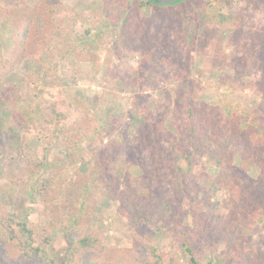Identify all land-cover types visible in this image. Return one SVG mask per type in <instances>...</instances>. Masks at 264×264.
Here are the masks:
<instances>
[{"label": "trees", "instance_id": "trees-1", "mask_svg": "<svg viewBox=\"0 0 264 264\" xmlns=\"http://www.w3.org/2000/svg\"><path fill=\"white\" fill-rule=\"evenodd\" d=\"M13 1L10 6L0 5V25L5 33L10 34L13 45L10 56L0 58V79L8 78L33 61L42 67L44 82L59 77L65 85L73 87L79 84L80 61H90L96 68L102 66L99 51L101 47L107 48L105 33L81 23L78 18L81 15L68 6L70 0ZM110 1L106 0L103 17L96 19L95 23L109 14H115L107 7ZM233 1L215 0L219 14L227 19L234 33L235 51L225 56L234 64L236 79L258 78L264 73V32L250 34L249 37L242 34L250 16L229 13L228 8ZM255 3L256 0H248V9H254ZM190 6L188 0H131L118 22L114 42L116 58L121 59L126 55L119 47L128 45V48L138 49L146 41L159 48L163 59L168 61L167 65L175 66L178 59L174 55L185 47L190 20L198 14L196 10L192 16ZM149 10L152 13L150 19L147 17ZM202 14L206 16V13ZM132 21L136 22V27L130 30L127 23ZM112 62L108 60L106 63L107 82L114 79ZM163 66L160 59L143 63L141 83L149 91L157 92L163 80L174 72ZM182 70L180 72L186 71L184 67ZM139 76L138 72V75L130 78L133 80ZM34 78L33 75H22L12 89L3 87L8 114L13 119L12 127L22 138L16 173L22 184L31 183L44 172L45 165H52L49 160L52 152L59 151L64 158H77L76 145L92 131V124L88 121L91 120L90 112L67 101L60 93L54 99L43 97L31 87ZM122 80L126 82L128 78L123 76ZM259 82L264 83V76ZM184 84L185 87L166 92L158 100L161 104L167 103V107L148 106L142 117L139 113L142 107L136 105L132 114L139 124L137 132L118 143L120 147H128L131 154L141 157L144 162V194L131 195L133 199L127 201V210L135 218L133 230L137 233L132 247L107 253L103 249L102 239L95 233L74 232L70 254L75 262L177 264L175 251L163 254L159 244L166 232H174L172 222L174 219L178 221V210H182L189 225L183 233L180 231L183 236L181 247L190 256L191 264H202L192 250L194 243L199 247H207L211 243L214 246L223 245L227 259L225 264H232V253L243 242V233L251 225L245 214L238 226L234 223L227 209L236 206L239 201L227 202L220 195L222 190L227 186L238 188L244 210L252 213L258 204L264 214V149L236 131L237 126L253 114L252 110L243 109L237 122L230 127L223 123V119L220 120L217 107L198 100L188 81H184ZM107 94L104 92L101 95L98 105L102 112H105ZM0 133H3L2 128ZM256 134L264 136V128L256 130ZM30 144H37V152L30 150ZM237 157L241 163L258 166L261 170L259 175L253 178L246 170L237 167ZM211 168L217 173L212 179L207 173ZM53 171L54 167L50 168V172ZM101 174L100 169L94 170V185ZM0 175H4L3 170H0ZM7 179H12L9 174ZM128 196L125 195V198ZM52 197V186L39 184L35 199L41 202L42 208L37 222L21 220L18 212L0 203V264H16L17 259L38 262L52 242L53 231L67 229L65 220L73 215L72 209L68 204L51 206ZM199 201L204 210L197 217L193 210L186 207ZM183 207L186 209L183 210ZM253 232L259 233L258 241L262 240L259 247L254 245V252L263 258V231L256 227ZM247 258L251 262L254 259L252 254Z\"/></svg>", "mask_w": 264, "mask_h": 264}, {"label": "rangeland", "instance_id": "rangeland-1", "mask_svg": "<svg viewBox=\"0 0 264 264\" xmlns=\"http://www.w3.org/2000/svg\"><path fill=\"white\" fill-rule=\"evenodd\" d=\"M130 1L111 0L107 7L112 9L111 13L114 10L115 14H109L104 20L95 23L96 19L103 17L106 0H70L68 6L81 15L78 17L81 23L92 26L96 31L103 30L107 39V48L101 47L99 51L103 59L100 68H96L90 61L78 63L77 86L69 87L59 77L51 82H44L42 67L33 61L26 63L8 78L0 79V128L3 131L0 133V170L4 172V175H0L2 189L0 203L18 212L21 220L30 219L37 222L41 216L42 204L35 199L36 190L39 184H43L52 186L51 206L68 204L73 212V215L65 220L67 229L53 231L52 242L45 248L38 262L17 259L16 264H80L75 262L70 254L74 232L95 233L102 239L103 249L107 253L132 247L137 233L133 230L135 218L127 210V201L133 199L131 195L144 194V162L141 157L131 154L128 147L124 145L120 147L118 143L122 139L133 137L137 132L139 124L132 114L136 105L142 107L139 112L142 117L145 116L148 106L167 107V103L161 104L158 100L166 92L178 91L185 87L184 81H188L198 100L217 107L220 120L223 119V123L229 124L230 127L237 122L243 109L252 110L253 114L247 116L245 121L237 126L236 131L241 133V136L253 140L257 147L264 149V136L259 137L256 134V130L264 128V83L259 82L264 73L258 78L236 79L234 64L225 56L232 55L235 51L234 33L227 19L219 14L215 0H188L191 5L189 13L193 16L197 10L198 14L190 20L185 47L174 55L178 59V63H174L175 66L167 65L168 61L163 59L159 48L146 41L138 49L128 48V45L119 47L126 55L121 59L116 58L114 42L117 39V26L121 13L129 8ZM13 2L0 0V5L10 6ZM247 4L248 0H234L228 12L250 16V21L244 25L242 34L247 37L258 32L261 34L264 32V1L256 0L252 10L248 9ZM202 12L206 13V16ZM150 16L151 10L147 13L149 19ZM127 25L133 30L136 22H128ZM12 49L11 36L2 30L0 25V58L10 56ZM150 59H160L164 64L163 68L174 71L163 80L157 92L149 91L141 83L144 76V72L141 71L142 65ZM172 59L175 60L174 57ZM108 60L113 61L114 85L113 81L105 80ZM183 67L186 71L180 72L183 71ZM138 72L140 76L132 80L130 77L138 75ZM22 75L35 77L31 87L43 97L54 99L60 93L67 101L90 112L91 120L88 121L92 124V131L76 145L75 151L79 153L77 158H64L59 151L52 152L49 159L52 165H45L44 172L29 184H22L16 176L22 138L12 127L13 119L9 117L8 106L4 101L6 94L3 92V87L10 90L13 85H17V78ZM123 76L128 78L126 82L122 80ZM104 92L108 94L104 105L105 112H102L98 105ZM10 100L13 101L12 98ZM22 104L19 106L24 108ZM29 148L37 152V144H30ZM235 163L253 178L261 172L258 166L241 163L239 157ZM53 167L54 171L50 172V168ZM97 169H100L102 174L94 185L93 172ZM207 173L211 179L217 174L212 168ZM8 174L12 179H7ZM240 193L238 188L227 186L220 194L227 202L239 201L236 206L232 205L227 209L234 223L238 226L245 215H248L251 225L250 229L243 233V242L235 247L232 253L234 260L232 264H264V257L256 256L254 252V245L259 247L262 240L258 241L259 233L253 232L254 228H261L263 231L261 237H264V214L261 213L258 204L254 206L252 213H247ZM125 195H129L127 199ZM186 208L193 210L197 217H200L204 210L200 201ZM186 208L183 207V210ZM178 214V221L174 219L172 222L174 232H166L163 235L159 249L163 254L175 251L177 264H191L190 256L181 247L182 233L189 225V221L184 218L182 210H178ZM195 236L190 238L191 241ZM192 250L202 264H225L227 260L223 245L214 246L211 243L207 247H199L194 243ZM249 254L254 257L252 262L247 258Z\"/></svg>", "mask_w": 264, "mask_h": 264}]
</instances>
